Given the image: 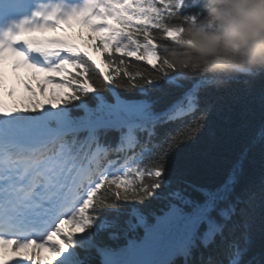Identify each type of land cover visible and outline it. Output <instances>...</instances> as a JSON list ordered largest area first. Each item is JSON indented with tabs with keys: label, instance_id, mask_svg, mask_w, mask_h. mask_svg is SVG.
<instances>
[{
	"label": "snow or ice",
	"instance_id": "6c2138e0",
	"mask_svg": "<svg viewBox=\"0 0 264 264\" xmlns=\"http://www.w3.org/2000/svg\"><path fill=\"white\" fill-rule=\"evenodd\" d=\"M11 2L33 7L12 26L0 28V66L11 58L15 69L45 74L37 85L40 95L48 85L68 91L53 95L45 106L32 83L25 82L30 108L9 109L0 98V253L9 246L14 252L32 250L2 264H45L40 258L45 249L53 258L46 264H57L77 233L92 227L99 207L116 213L153 200L163 201L162 207L149 212L132 207L129 218L116 223L122 264H243L237 242L227 244L223 259L209 252L216 243H210L212 233L227 242L238 214L232 188L208 191L202 202L193 201L171 189L167 175L171 152L203 128L212 108L208 93L219 90L199 77L166 74L155 59L164 24L175 19L172 13L196 15L193 0ZM65 25L80 27L83 47L72 39L32 38ZM86 48L101 55L103 67ZM3 86L0 67V90ZM121 90L141 98H126ZM154 93L174 98L158 110L159 97L150 98ZM203 222L210 231L201 235ZM65 224L72 226L71 233L64 232ZM71 264L92 262L77 257Z\"/></svg>",
	"mask_w": 264,
	"mask_h": 264
},
{
	"label": "trees",
	"instance_id": "16d2710c",
	"mask_svg": "<svg viewBox=\"0 0 264 264\" xmlns=\"http://www.w3.org/2000/svg\"><path fill=\"white\" fill-rule=\"evenodd\" d=\"M209 2L210 0H193L198 6V12L194 16L172 13L175 19L164 24L166 32L158 34L159 54L156 61L160 63L161 70L167 69L166 74L169 75L199 77L209 87L219 89L208 93L212 108L203 128L171 152L167 175L171 182L170 188L181 190L193 201L202 202L205 192L231 187V201L236 205L238 214L229 226L227 242H220L216 233H212L210 243L213 240L216 243L210 247L209 252L217 259H223L227 244L237 242L244 250L243 264H264V67L249 66L246 71L230 68L221 70L214 68L201 57L192 39V31L222 30L221 25L209 16ZM73 27L80 36V27ZM170 32H176L175 39L169 37ZM77 43H81L83 47L82 41ZM85 50L104 66L99 53L87 48ZM104 70L108 71L107 67ZM257 77L262 78H258L251 85L245 83ZM103 94L107 95L106 92ZM120 94L130 99L141 98L131 91L121 90ZM7 96L4 94L5 98ZM157 97L159 110L171 103L174 94L154 93L150 98ZM90 99L91 95L83 97L85 102ZM89 106L94 107V104L90 103ZM165 131L164 128L160 129L161 137ZM237 165H240L239 169ZM252 194H255L254 200L250 199ZM162 204L163 201L153 200L147 207L126 205L116 213L108 207H99L94 224L86 230L88 240L72 244V255L75 258L91 259L92 264H122L116 249L118 243H123V239L116 223L122 225L129 218L128 213L132 207H141L149 212L158 210ZM215 219L219 222L221 218L216 216ZM65 227L69 233L73 231L71 225L65 224ZM198 230L201 235L209 233L208 223H201ZM176 243L180 244L182 241L178 239ZM97 245L110 250L109 256L100 255ZM57 264L69 263L63 260Z\"/></svg>",
	"mask_w": 264,
	"mask_h": 264
},
{
	"label": "clouds",
	"instance_id": "9594fccd",
	"mask_svg": "<svg viewBox=\"0 0 264 264\" xmlns=\"http://www.w3.org/2000/svg\"><path fill=\"white\" fill-rule=\"evenodd\" d=\"M207 10L222 30L192 31L201 57L221 70L264 67V0H210Z\"/></svg>",
	"mask_w": 264,
	"mask_h": 264
},
{
	"label": "rangeland",
	"instance_id": "374dc122",
	"mask_svg": "<svg viewBox=\"0 0 264 264\" xmlns=\"http://www.w3.org/2000/svg\"><path fill=\"white\" fill-rule=\"evenodd\" d=\"M58 31L62 34V37H61L62 39L69 38L64 34L63 30L59 29ZM168 35L172 39L176 38V32H170ZM34 37L36 38L37 36H34ZM5 60L7 61L9 70L7 72V77L5 78L4 85L7 83V80L8 82H12V84L14 85V88H12L14 89V93H15V95H13V103L17 104L18 108L23 109V108L31 107L30 100L32 98V94L29 93L25 89L24 87L25 82L32 83L33 87L36 89V93H37L36 98L39 99L41 103L45 106L49 105V101L52 99L53 95H55L57 98H60L63 95V93L66 92L67 89L61 90L59 87L55 85H48L47 92L44 95H40V90L37 87V85L44 81L45 74L35 73L33 72V70H29L23 67L19 69H15L13 67V60L11 58H6ZM8 108L11 109V107H8ZM64 232L67 233L65 228H64ZM55 239L59 243L64 242L62 237H57ZM86 240H88V233L85 230L81 233H77V236L75 238V243L73 244L86 241ZM3 251H4V256L2 258L0 257V261L2 260L12 261V260L24 257V256H28L31 254L32 250L31 249H21L19 252H14L12 250V246H9L7 249ZM72 252H73L72 248L70 246L67 247L64 253L61 255V257L58 259L57 263H60L61 261L66 260L69 264H71L72 260L75 259L74 255H72ZM40 258L43 261H45V264L48 260L53 259L50 253L47 251V249L42 251Z\"/></svg>",
	"mask_w": 264,
	"mask_h": 264
}]
</instances>
